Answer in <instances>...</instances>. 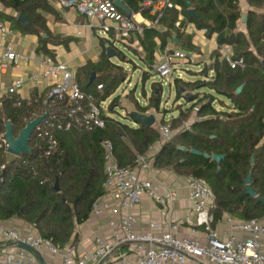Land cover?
Here are the masks:
<instances>
[{"label": "trees", "instance_id": "1", "mask_svg": "<svg viewBox=\"0 0 264 264\" xmlns=\"http://www.w3.org/2000/svg\"><path fill=\"white\" fill-rule=\"evenodd\" d=\"M1 1L23 14L31 25L25 26L17 17L1 11L0 22L9 21V27L37 35L43 52L52 53L48 44H68L72 40L51 32L41 12H53L47 0ZM123 1L132 13L141 12L148 16L147 10L141 6L144 0ZM239 1L191 0L196 18L188 13L184 0H174L181 10L172 8L165 12L160 20L165 29L142 26L143 31L139 35L145 51L141 61L152 70L157 47L164 48L174 36L186 49H195L192 36L185 31L190 22L199 29H207L208 36L216 34L218 44L232 45L235 58L246 61L244 70L232 69L228 62L219 61L217 52L212 75L210 67L206 66L199 72H189L198 76L194 81H186L176 74L173 76L175 101L184 99L191 106L173 120L171 128L188 120L196 107L198 120L190 129H180L153 157L154 168L172 169L180 175L202 179L210 186L215 195L214 222L225 213L242 220L264 218V203L248 195L245 188V179L252 172V186L264 198V0H247L254 8L247 14V34L238 30V22L242 19ZM180 15L184 18L177 26ZM104 49L100 61H89L77 72L81 89L96 93L99 100L110 97L121 81L114 74V70L121 66L109 59L105 46ZM116 51L121 56L119 50ZM136 54L139 55L138 52ZM93 72L97 77L90 86V74ZM144 73L149 75L146 71ZM99 83L104 85L102 94L96 92ZM240 86L243 89L237 93ZM161 102L162 83H155L148 103L138 104V109L142 113L153 108L158 110ZM216 103L224 109H218ZM118 106L119 97L111 101L109 111H116ZM30 109L26 104L16 106L12 101L6 102L0 117V132L5 130L4 120L8 119L14 126V135L18 136ZM123 118L131 120L132 124L108 115L102 129L59 132L63 154L42 160L37 177L29 166L19 162L7 168L4 180L0 182V220L22 219L33 225L40 236L60 247L74 243L76 225L89 217L93 203L104 194L106 173L102 141L108 139L113 142L115 157L121 166L134 167L136 153H147L159 139L160 133L155 125L137 123L131 113ZM180 146L188 151L180 150ZM191 149L211 156L222 154L225 158L217 163L212 158L192 154ZM45 177L48 181L41 183ZM56 182L59 191L55 189Z\"/></svg>", "mask_w": 264, "mask_h": 264}, {"label": "built area", "instance_id": "2", "mask_svg": "<svg viewBox=\"0 0 264 264\" xmlns=\"http://www.w3.org/2000/svg\"><path fill=\"white\" fill-rule=\"evenodd\" d=\"M47 1L60 10L75 8L81 15L89 18V28H98L99 32L107 37L109 46L114 48L117 43L128 45L134 32L142 33V26L157 28L168 9L181 10L174 0H144L141 6L153 19L142 25L135 15L128 17L114 0ZM179 19L177 26H180L181 18ZM187 29L194 32L191 26ZM11 32L7 23L0 22V71L26 62H32L38 71L32 72L28 77L18 75L11 79L4 90H0V117L8 101H12L16 106L26 104L31 107L27 121H33L42 115L45 117L32 133L29 142L31 152L20 155L11 153L5 137L6 125L5 130L0 132V182L4 180V171L15 162L29 166L37 177L40 174L38 165L42 160L63 154L58 139L59 132H92L102 129L106 126V114L109 111V105H103L104 100H99L94 93L81 89L76 75L67 63L57 61L37 48L29 55L17 51L7 42ZM202 32L207 34V29H202ZM217 46L222 60L228 62L232 69H245V59L235 58L232 45ZM177 60L195 62L196 55L167 44L154 62L153 70L162 79H170L176 72ZM43 81L49 90L45 96L38 89ZM28 84H31V93L25 96L22 90ZM103 90L102 83L96 85L98 93L102 94ZM156 127L160 136L155 147H162L172 139L174 133L169 124L159 123ZM184 128L190 129L191 125L187 123ZM102 144L106 173L104 194L93 203L90 213L110 215L109 226L113 230L111 241L97 237L93 250L78 256L73 244L60 247L40 234L24 235L9 230L5 231L7 240L28 244L40 253H51L59 260L28 257L26 249L20 247L14 253L0 249V264H100L116 248L126 244L131 245L135 260L131 262L124 257L121 264H264V218L242 220L225 213L223 219L228 223L229 233L225 237L220 236L213 228L212 209L215 206V195L204 180L196 177L190 176L186 179L189 196L193 202L191 214L185 219L190 225L189 234L179 235V222L173 219L169 221L168 230L160 235L136 232L137 218L134 210L143 197L148 196L158 203L161 214L168 216L175 194L169 190L167 195H163L161 183L151 174L155 155L153 146L145 154L136 153L134 167H123L115 157L113 142L106 139ZM144 172L151 175L145 176ZM46 181L48 178L45 177L41 183ZM123 211H126V214L123 215ZM200 228L204 230L203 237L199 234Z\"/></svg>", "mask_w": 264, "mask_h": 264}, {"label": "crops", "instance_id": "3", "mask_svg": "<svg viewBox=\"0 0 264 264\" xmlns=\"http://www.w3.org/2000/svg\"><path fill=\"white\" fill-rule=\"evenodd\" d=\"M239 2L242 16L245 14L247 15L249 10L254 9L249 5L247 0H240ZM50 6L53 8V12L41 11L47 20V25L53 34L60 35L62 37H71L72 40L69 41L68 44H48L47 47L49 50H51L52 53H46L40 49L41 44L37 35L32 33H24L12 27H10L12 28V32L10 33V35H8L7 42L22 54L29 55L34 48H37L40 52L52 56L55 60L67 63L77 78L78 70L81 67L85 66L89 61H100L101 56L105 50L104 46L106 47L109 45V43L107 42V37L103 34L102 36L99 32V29L96 27L94 29H90L88 26V24L90 23L89 18L81 15L75 8H65L60 10L53 7L52 5ZM0 11L17 18L19 16L18 12L5 6L1 0ZM132 15H135L136 20L142 25L145 24V22L153 19V17L149 13L148 16L143 15L141 12L136 14L132 13ZM180 18L183 19V15H180ZM6 23L7 25L11 26L9 21H6ZM189 26L194 28V32H191L187 29ZM157 28L165 29L162 25H159ZM238 30L247 34L246 23H244L242 19L238 22ZM185 31L186 34H190L192 36V43L195 45L194 50L186 49L181 43H179L178 40L177 42L171 40L168 42V44H171L175 48H181L188 52L194 53L196 55V60L195 62H189V64L191 63L198 65L199 70L196 72L201 71L206 66L210 67L209 72L212 75L213 64L216 60L217 52L219 53V61H224L221 58V52L219 51L217 46V35L214 34L212 36H208L207 34H204L202 32V29H199L194 23L191 22L188 23ZM139 35L140 34L138 32H134L132 34V37L128 41L129 44H125V46L136 47L139 50L138 56H140L141 59L144 58L145 51L140 44ZM158 44H160L159 40ZM162 49L163 48H160L159 46L157 47L155 53V61L157 60ZM176 63H181V73H184L185 71H192L191 69L185 68V65L188 64L187 61L177 60ZM144 65L148 66V64L145 63ZM34 71L38 70L32 64V62H26L24 64L22 63L19 66L10 67L6 70L0 71V90H4L8 86L12 78L18 75L28 77ZM190 77H192V79L186 81H194L198 76L190 74ZM169 82V85L173 86V82ZM38 89L39 91H42L43 95L44 93L47 94V92L49 91L48 89H46L45 81L39 84ZM22 93L25 96L30 95L31 84H28L22 90ZM150 97H147L148 101ZM148 101L146 103H148ZM180 101H183V103L175 106V109L169 112V115H167V113L165 112L161 113L159 115L160 118L157 119L154 125L157 126L159 123L171 125L170 123H168V121H171V123H173V120L177 118L182 111L187 110L191 106V104L187 103L184 99H180L177 102ZM216 106L218 107V109H224V107L218 105L217 103ZM227 106L229 105L227 104ZM149 110H154V108ZM196 120H198L197 111L193 110L190 114L189 119L184 121L183 123L187 124V122H189L188 124L192 125V123ZM263 142L264 138L262 140V143ZM155 144L152 146L154 147L153 150L156 154L161 147H155ZM151 174L156 177V179L161 183V193L163 195H167L168 191L172 190L175 194V198L172 202L170 214L168 216H163L161 214V207L158 203L151 200L148 196L143 197L142 202L134 210V215L137 218V223L135 225L136 232L160 235L168 230L169 221L170 219H173L179 222V235L189 234L190 225L185 222V219L191 214L193 208V202L189 196V190L186 183V179L189 176L180 175L172 169H158L154 167L152 168ZM151 174L148 172H144L145 176H150ZM122 214H126V211H123ZM223 218L224 215L221 219L213 222V228L220 236L225 237L229 233V226ZM109 219L110 215L108 213L101 215H92L90 213L89 217L85 221L76 225V239L74 240V243L70 242L69 244H73L76 247L78 256H82L84 252L92 251L95 247V239L97 237H101L105 240L111 241L113 230L109 226ZM9 230H14L24 235L39 234L33 225L25 222L22 219L11 218L7 220H0V249H3V252L9 251L14 253L17 252L18 248H20L15 242L6 239L5 231ZM199 234L201 237L205 235L202 228L199 229ZM26 252L28 253V257L34 256L42 260H59L48 252H39L40 257H37L34 253L28 250H26ZM124 257L131 262L135 260V257L131 250V245L129 244L122 245L116 248L100 264H121V260Z\"/></svg>", "mask_w": 264, "mask_h": 264}, {"label": "rangeland", "instance_id": "4", "mask_svg": "<svg viewBox=\"0 0 264 264\" xmlns=\"http://www.w3.org/2000/svg\"><path fill=\"white\" fill-rule=\"evenodd\" d=\"M102 35V34H101ZM103 36V35H102ZM116 48L119 50L121 56L115 57L112 61L121 66L114 70V74L120 77V85L116 89V91L107 99L104 100L103 105L107 106L113 101L115 98L119 97L120 106L116 108V111L110 112L106 114L107 116H113L118 120H126L125 115L131 112H140L138 109V104L146 105L148 101V96L150 97L152 94V87L155 83H162V102L161 106L158 110H148L144 114L150 115L154 114L156 119L160 118L161 113H167L175 109V106L180 105L183 101L177 102L176 100V90L174 85L170 86L169 81H172L173 77L170 79H162L154 70L150 69L148 66L144 65L141 61L140 56L136 54L139 53V50L136 47L125 46L123 43H117ZM183 63L186 64V69H191L194 71H198L199 67L196 64H189V62ZM181 63H175L176 66V75L184 76L185 80L192 79L190 77V73L185 71L181 73L180 70ZM144 71L148 72L149 75L146 76ZM174 74V75H175ZM173 75V76H174ZM146 76V77H145ZM148 78V79H145ZM97 92V91H96ZM98 93V92H97ZM146 93V95H145ZM96 95V93H94ZM100 94V93H98ZM98 97V96H97ZM229 105V102L227 101ZM219 105V104H218ZM142 113V112H140ZM169 118V117H168ZM129 124H132L131 120H126ZM171 124V121H168ZM189 123V122H187ZM186 123H183L179 127L173 128L174 135L184 126Z\"/></svg>", "mask_w": 264, "mask_h": 264}, {"label": "water", "instance_id": "5", "mask_svg": "<svg viewBox=\"0 0 264 264\" xmlns=\"http://www.w3.org/2000/svg\"><path fill=\"white\" fill-rule=\"evenodd\" d=\"M184 1H185L186 5L188 6V13L191 14L192 16L198 18V16L195 13V10L193 8L191 0H184ZM115 4L120 9H122L127 15H132V11L124 3L123 0H115ZM18 21L23 23L25 26L31 25L30 22L27 20V18L23 14H19ZM242 21L244 23H246V21H247V15L246 14L242 16ZM173 40L175 42H177L176 36H174ZM106 54H107V57L109 59H113L115 57H118V52L116 51V48H114L113 46H109V45L106 46ZM95 78H96V73H94V72L91 73L89 85L93 84ZM242 89H243V86H240L237 89V93H240L242 91ZM131 115L134 117V119L136 120L137 123L144 124L147 126H153L157 121L156 116L154 114L147 115V114L140 113V112H131ZM44 117H45V115H42L33 121H26V126L21 130L20 134L17 137L14 135V126H13L12 122L8 119H5V125H6L5 137L8 140V150L15 155H20L22 153L31 152V148L29 147V142H30L32 133H33L35 127L42 121V119ZM260 135H261V133H260ZM179 149L188 151V149H185L182 146H180ZM189 151L192 154L204 156L207 159L212 158L217 163H220L225 158V155H222V154H214L211 156L210 154H204V153H202L196 149H191ZM245 184H246L245 188H246L247 194L250 195L252 198H258V200L260 202L264 203V198L260 197L259 192L256 191L254 189V187L252 186V172L245 179ZM55 189H56V191L60 190L58 182H56ZM16 244L19 247L24 248V249L34 253L37 257H40L39 252L37 250H35L33 247H31L30 245L22 243V242H17Z\"/></svg>", "mask_w": 264, "mask_h": 264}]
</instances>
